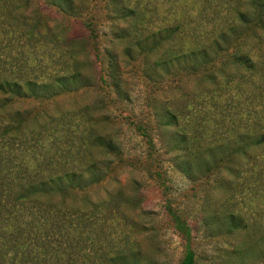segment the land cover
Wrapping results in <instances>:
<instances>
[{"label":"rangeland","instance_id":"1","mask_svg":"<svg viewBox=\"0 0 264 264\" xmlns=\"http://www.w3.org/2000/svg\"><path fill=\"white\" fill-rule=\"evenodd\" d=\"M32 25L42 32L29 38ZM0 78L41 90L6 101L26 117L10 138L34 162L24 177L72 170L85 184L26 203L4 229L22 245L1 250L30 242L47 264H115L122 252L179 264L170 204L195 264H264V0H0ZM98 135L117 149L91 150Z\"/></svg>","mask_w":264,"mask_h":264},{"label":"trees","instance_id":"2","mask_svg":"<svg viewBox=\"0 0 264 264\" xmlns=\"http://www.w3.org/2000/svg\"><path fill=\"white\" fill-rule=\"evenodd\" d=\"M258 5H261V2L258 1ZM244 13L245 12H241L240 17L243 18L245 16ZM258 21H260V19H258ZM35 27L37 28V26L32 25V28H30L31 31L27 30V32H25V34H27L29 38H33L41 34L42 31L40 30L36 31ZM43 28L46 31L49 29L47 25H43ZM170 54L171 52L167 53L165 58L159 59L157 61V64L163 65L164 63H166L168 61V56ZM185 54L186 52L183 53V55ZM242 57L243 56L236 57V59L246 63L247 59L246 58L242 59ZM16 70L20 73L21 66L18 65L16 67ZM19 79H21V77ZM0 94H2L4 97L3 98L4 101L0 100V112L3 113L4 117L8 120L7 122H5V124L0 125L1 128L0 139H2L1 141L5 142L2 145L8 148L6 152L0 151L2 152L0 154V264H47L46 263L47 257L35 255V248L30 242L25 243L24 251L19 255L17 254V252L14 253L13 255L10 254V251L8 252L6 249L1 250L2 241L8 242L9 244H7V246H9L10 248L20 247L22 245L18 243L20 238L17 233H15L13 230H4V229L11 227V225L13 224V220H14L13 214L17 212H26L28 208L26 203L31 204L32 202L38 201L37 195L41 194L42 192L49 191L50 194H54V192H59L63 196H66L71 192L84 190L85 189V184L83 183L84 176L81 172L68 170L57 173L54 176V178L46 177L45 175H42L40 177L39 175L42 174V172H38L39 174L36 173L38 177L35 178H32L33 175L24 177V175L28 173L27 165L31 163L34 164V162H31L29 160H24V161L21 160L20 154H22L23 152V157H24L25 149L19 151L17 147L12 146L13 142L10 141L11 140L10 138L14 136H18L23 131V128L26 127V125L24 124L25 122L24 119H26V117L24 116L22 117V114L20 113L17 114V111L14 114L11 113L7 107L6 101H8L11 97L38 98L41 95V90L40 87L35 82V80L30 78H25L23 82H19L17 80L13 81L8 78H3V79L0 78ZM166 115H167L166 123L167 124L173 123V120L176 117L175 114L168 109ZM31 119H33L31 120L33 123L40 126V122H38V119H35V117H31ZM141 131L145 132L143 127L141 128ZM254 143L256 144L264 143V133L258 134L256 139L254 140ZM89 146L91 150L94 149L95 146L110 152H113L117 149L116 144H114L113 141L111 140L105 141L102 135L96 136L90 142ZM37 156L36 157L35 155L33 156L34 161L35 160L38 161ZM17 158H20L19 162H17ZM37 166H38V171L45 170L44 168H42L41 163H37ZM36 175L34 174V176ZM166 210L179 235L185 241L184 254L179 264H195V252L191 246L190 226L171 209L170 204L166 205ZM16 221H18V218H16ZM243 226L244 225L241 222L237 220L234 221L232 219L230 220V225L228 227L229 229H233V228L239 229L242 228ZM42 244L43 246L37 244L36 247L44 248L46 244L44 243ZM129 256H131L132 259L134 257L133 254H128V252L127 254H125V252H122L121 255L116 256V259L121 260L122 263L121 262L119 263L117 261L118 263L115 262V264H130L128 258ZM53 258L54 259L51 258V263L49 264H78L76 262L77 260H73L72 262L66 261L64 263L62 261H59V258H55V257ZM114 259L115 258H110L108 260L111 261ZM130 262L131 264L138 263L136 259Z\"/></svg>","mask_w":264,"mask_h":264}]
</instances>
